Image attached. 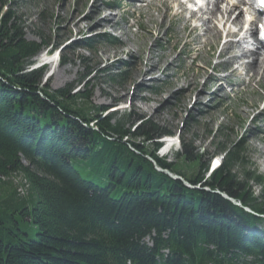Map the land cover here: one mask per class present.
Instances as JSON below:
<instances>
[{"label":"trees","instance_id":"obj_1","mask_svg":"<svg viewBox=\"0 0 264 264\" xmlns=\"http://www.w3.org/2000/svg\"><path fill=\"white\" fill-rule=\"evenodd\" d=\"M13 4L0 0V264H264V178L244 142L218 146L223 164L208 179L212 157L202 164L205 151L182 143L176 157L198 171H175L157 155L171 132L106 107L85 113L93 69L77 92L42 86L31 66L53 46L27 40Z\"/></svg>","mask_w":264,"mask_h":264},{"label":"rangeland","instance_id":"obj_2","mask_svg":"<svg viewBox=\"0 0 264 264\" xmlns=\"http://www.w3.org/2000/svg\"><path fill=\"white\" fill-rule=\"evenodd\" d=\"M168 1L157 0L146 8L151 0L140 4L131 0H13V10L26 26L27 40L49 41L64 60L48 68L44 88L56 91L75 85L77 92L82 88L79 82L93 69L82 89L92 95L89 106H84L91 118L95 107H106L105 112L117 114L118 119L132 114L171 132L178 143L167 161L186 177L198 171V163L176 157L181 142L205 151L208 156L202 164L208 157H215L218 146L227 144L231 148L244 142L248 169L264 178V83L247 84L246 89L242 71L227 79L235 68L228 56L217 68L222 34L207 43L205 27L191 31L181 12L175 18L174 6ZM110 5L116 9L108 10ZM241 17L244 20V12ZM77 23L79 28L75 27ZM87 43L94 48L89 49ZM201 46L203 51L198 55ZM214 69L219 74L215 75ZM108 75L114 76L115 82ZM210 77L214 81L226 78L223 83H208ZM230 82L233 86L227 84ZM220 88L223 92L217 93ZM222 157L219 154L217 159ZM236 171L242 178L241 168ZM251 186L254 197H258L260 187ZM260 230L264 231V222ZM144 243L150 247L146 239Z\"/></svg>","mask_w":264,"mask_h":264},{"label":"bare ground","instance_id":"obj_3","mask_svg":"<svg viewBox=\"0 0 264 264\" xmlns=\"http://www.w3.org/2000/svg\"><path fill=\"white\" fill-rule=\"evenodd\" d=\"M178 1L179 0H175ZM221 4L219 1L215 2L210 10V12L207 14L208 18L207 19H203L201 20L203 22V25H201L200 27H205V32L206 35L205 37L207 38L206 42L207 43H211V41L213 39L219 38V36L221 35V33L223 32V29L225 31V29L231 25L237 28V31L233 32V34H231L232 38H237L240 36V34L242 33L243 27L245 26V22L243 20L242 14L243 12L240 13L239 16L235 17L236 13L238 11H240V7H227L225 10H221ZM178 7L179 10L183 9V11H181V13L183 14L184 12V7L182 6L181 3H178ZM181 13L177 12L176 15L177 16H181ZM245 14V13H244ZM219 16L221 18V20L219 21ZM235 19L233 20L232 18ZM108 20V19H107ZM110 20H114L112 17L110 18ZM200 19H198L199 21ZM216 22L219 23V25L221 27H218L216 25ZM213 24L214 27L211 28L210 25ZM163 26V25H162ZM75 27L79 28L80 27V23H77L75 25ZM198 26H196L195 28H193V32H197L199 30ZM197 41V40H196ZM240 42H235L230 44L229 46H227L223 52H222V56H228L229 58V63L230 64H238L239 62H244V60L246 59H250L251 62H249L248 64L243 63V68L244 70L247 72V77H248V85H251L255 82H257L258 85H261L264 83V58L260 56V54L258 53L260 50H263L264 47L260 46L258 51L253 52V53H247L244 52L243 55L241 56V58H239L236 54H234V50H237L238 47L240 46ZM248 59V60H249ZM219 68V67H217ZM216 71H218L216 69ZM215 71V72H216ZM236 72H238L237 70H234L232 72L231 75H234ZM200 75V74H199ZM229 77H227L228 79ZM225 79H223L222 81H224ZM211 82H215V83H221V80H216L214 81L211 77L208 79V83ZM207 84V83H206ZM192 86V85H191ZM197 86V85H196ZM223 89L220 88L218 89L217 93H222ZM200 96H203L202 94ZM201 98V97H200ZM183 145V144H182ZM230 202H234V200L230 199ZM234 204V203H233ZM237 205V203H236ZM238 206V205H237ZM241 207V205L239 206ZM247 212H251L250 210L246 209Z\"/></svg>","mask_w":264,"mask_h":264},{"label":"water","instance_id":"obj_4","mask_svg":"<svg viewBox=\"0 0 264 264\" xmlns=\"http://www.w3.org/2000/svg\"><path fill=\"white\" fill-rule=\"evenodd\" d=\"M166 174H168V175H170L169 173H166ZM171 176V175H170ZM175 179H177V180H180V181H182V179L181 178H178V177H174Z\"/></svg>","mask_w":264,"mask_h":264},{"label":"snow or ice","instance_id":"obj_5","mask_svg":"<svg viewBox=\"0 0 264 264\" xmlns=\"http://www.w3.org/2000/svg\"><path fill=\"white\" fill-rule=\"evenodd\" d=\"M261 4L264 5V0H261Z\"/></svg>","mask_w":264,"mask_h":264}]
</instances>
